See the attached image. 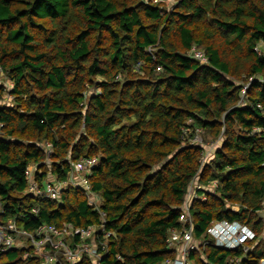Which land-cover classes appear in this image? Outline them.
Returning <instances> with one entry per match:
<instances>
[{
  "label": "trees",
  "instance_id": "16d2710c",
  "mask_svg": "<svg viewBox=\"0 0 264 264\" xmlns=\"http://www.w3.org/2000/svg\"><path fill=\"white\" fill-rule=\"evenodd\" d=\"M165 1L0 0V69L13 83L11 105L0 86V225L85 230L103 213L101 264H162L174 258L166 239L196 180L218 194L191 204L202 243L193 263L259 264L264 252H229L206 231L236 222L254 232L249 246L264 239V0H173L170 10ZM222 128L202 163L203 148L188 140ZM46 143L49 167L38 148ZM83 158L98 159L88 179L98 211L82 189L67 188L60 202L26 193L27 167L43 172L42 183ZM0 264L40 258L18 248L0 253Z\"/></svg>",
  "mask_w": 264,
  "mask_h": 264
},
{
  "label": "built area",
  "instance_id": "2783aa9c",
  "mask_svg": "<svg viewBox=\"0 0 264 264\" xmlns=\"http://www.w3.org/2000/svg\"><path fill=\"white\" fill-rule=\"evenodd\" d=\"M192 57L200 64L206 63L201 50H193ZM246 88L245 85L241 91V101L246 99ZM0 128H2L1 124ZM43 151L47 156H52V145L44 144ZM97 164V158H83L71 162L63 179H60L57 174L49 173L47 180L42 183H39L37 179L43 176V172L37 166H29L24 173L26 193L34 198L44 197L51 202H60L67 188L82 189L90 199V205L98 211L101 199L91 191L88 181ZM49 166L51 164H48ZM213 185L216 184L213 183ZM204 192L203 185L198 184L196 180L192 181L180 209L179 227L171 229L166 239V248L174 253V258L162 264H194L190 256L198 251L202 243L194 238L190 208L193 201L206 199ZM235 210L238 211L237 208ZM100 215L101 224L90 226L85 230L74 228L70 224H63L60 227L43 224L34 231H27L22 227L18 228L16 222L10 220L7 224L0 225V253L30 247L40 258V264H76L83 258L90 259L93 264H101L102 257L106 253V239L109 238L110 233L104 228V214L100 213ZM206 232L216 247L229 252L240 249L243 251V256L248 251V244L255 236L247 226L225 221L212 223ZM99 235L101 240L98 239ZM68 239L71 240V244H68ZM27 256L26 253L25 257ZM228 261L229 264H242V257H232ZM259 264H264V260Z\"/></svg>",
  "mask_w": 264,
  "mask_h": 264
},
{
  "label": "rangeland",
  "instance_id": "374dc122",
  "mask_svg": "<svg viewBox=\"0 0 264 264\" xmlns=\"http://www.w3.org/2000/svg\"><path fill=\"white\" fill-rule=\"evenodd\" d=\"M165 4L168 6L167 10H170V9H172V6L174 5V1L173 0H166ZM251 82H252V79H250L247 83L242 84V85L243 86L246 85V87H247V85H249ZM0 86H3L5 88V93H4V95H2L3 96L2 97V99H3L2 103L6 104V105H11V103L13 101V97L11 96L10 93L13 89V83L8 79L7 74L1 69H0ZM83 94L87 98L89 91H86ZM85 102H86V100H85ZM239 103H241V105H244L245 101H241ZM223 131H224V129L222 128L219 136L214 138V137H212L211 134L207 133L205 130H197L194 138L188 140L187 143L194 144V145H200L203 148L204 154L201 157L202 163L207 164L212 160L211 155L214 154V151H216V148H219L221 146V142L223 140V138L221 136H222ZM0 136H1V133H0ZM184 144H186V142H184ZM43 146H44L43 144L39 145L38 148L39 149L42 148L41 150L43 151ZM45 157H46L45 158V164L46 165L53 163L50 161L51 156H47L45 154ZM203 188H205L206 192H213L214 194H218V192H217L218 186L217 185H213V186H210V185L204 186L203 185ZM235 208H237V210H238V207L231 206L232 211H236ZM263 216H264V214H263ZM260 239L264 241L263 238H260ZM260 239L257 240V242L254 246L248 245L249 251L254 250L257 252H264V242L263 241L259 242ZM68 244H71V240H69V239H68Z\"/></svg>",
  "mask_w": 264,
  "mask_h": 264
},
{
  "label": "clouds",
  "instance_id": "9594fccd",
  "mask_svg": "<svg viewBox=\"0 0 264 264\" xmlns=\"http://www.w3.org/2000/svg\"><path fill=\"white\" fill-rule=\"evenodd\" d=\"M254 240V239H253ZM248 250H249V246H248Z\"/></svg>",
  "mask_w": 264,
  "mask_h": 264
}]
</instances>
